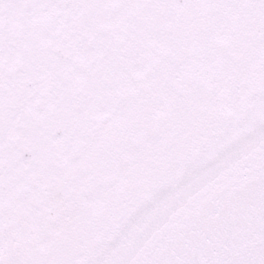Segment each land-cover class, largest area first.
Returning <instances> with one entry per match:
<instances>
[{
    "label": "snow or ice",
    "instance_id": "1",
    "mask_svg": "<svg viewBox=\"0 0 264 264\" xmlns=\"http://www.w3.org/2000/svg\"><path fill=\"white\" fill-rule=\"evenodd\" d=\"M0 264H264V0H0Z\"/></svg>",
    "mask_w": 264,
    "mask_h": 264
}]
</instances>
